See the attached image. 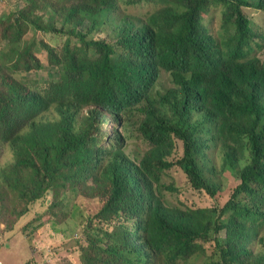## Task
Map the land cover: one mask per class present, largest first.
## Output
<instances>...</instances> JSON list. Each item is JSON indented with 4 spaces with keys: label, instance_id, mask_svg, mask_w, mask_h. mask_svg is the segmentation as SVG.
<instances>
[{
    "label": "trees",
    "instance_id": "1",
    "mask_svg": "<svg viewBox=\"0 0 264 264\" xmlns=\"http://www.w3.org/2000/svg\"><path fill=\"white\" fill-rule=\"evenodd\" d=\"M25 3L0 19V143L12 153L0 164V186L13 196L12 214L85 187L104 205L83 231L81 264H264V52L253 55L244 12L264 11V0ZM146 4L155 10L129 12ZM216 7L214 34L205 16ZM119 10L116 41L91 38ZM46 36L65 38L61 49ZM36 49L48 53L47 87L34 76L45 68ZM87 107L95 109L81 116ZM102 112L117 119L115 135L103 130ZM132 123L149 144L138 161L127 148ZM177 140L183 154L172 160ZM212 147L223 175L240 183L222 208L179 197L173 205V167L216 197L202 161Z\"/></svg>",
    "mask_w": 264,
    "mask_h": 264
},
{
    "label": "rangeland",
    "instance_id": "2",
    "mask_svg": "<svg viewBox=\"0 0 264 264\" xmlns=\"http://www.w3.org/2000/svg\"><path fill=\"white\" fill-rule=\"evenodd\" d=\"M25 4V0H0V19L17 13ZM154 10L153 5L146 4L130 9L129 12L133 15H146ZM217 11H221V8H213L205 16L207 17L206 25L212 33L218 32L221 26L222 15L216 16ZM244 12L251 21L254 39L258 43L253 48V55H262L264 52V11L244 9ZM124 15L123 10L115 11L111 19L112 25L103 28L91 38L105 39L114 43L117 37L113 32V26L121 25V22L125 21ZM35 35L34 33L27 35L26 40L28 42L33 41L32 38ZM46 37L52 46L59 49H61V42L65 40V38H57L55 43L53 36L49 39L48 36ZM37 46L39 44L35 45L34 49ZM40 50H42V46H40ZM34 53L45 65V68L34 74L37 76V86L45 87L47 81L50 82L51 80L49 78V69L51 68L48 69V53L46 51L40 52L37 49L34 50ZM17 74L20 76V71ZM162 77V80L158 78L154 96L158 90L161 91V82L165 81L164 79H167L168 76L162 75ZM94 109L95 107H87L82 111L81 116H86ZM102 115L105 119L104 124L101 125L103 130L108 131L110 136L115 135V131L119 129L116 125L117 119L108 112H102ZM137 126V124L132 123L129 127L128 132L132 136V140L127 148L133 156H136L138 161L148 151L149 144L136 130ZM176 143L174 154L171 156L172 160L181 157L183 154L182 142L177 140ZM11 161L12 153L9 148L0 143V164H10ZM202 161L209 163L208 165L205 163L208 167L207 173L214 181H217L216 184L219 186L216 197L211 198L205 191L193 190L188 184V178L184 171L178 167H173L171 169L173 182L170 179L166 180V185L170 186L172 183L175 185L176 192L169 190L167 194L173 205H177L179 197L185 206H217L222 208L232 193L234 183H240L234 176V180H231L223 175L220 154L213 147L211 150L205 151V157ZM88 184L92 185V182L90 181ZM60 197L53 200L52 194H48L43 200L32 203L28 213L18 217L12 214L13 196L0 186V264H69L71 262L81 264L80 250L81 246L85 244L83 231L92 220H96L104 202L101 198L94 197L91 190L85 187L80 189L77 195L70 194L67 199ZM19 204L21 203L16 202L14 205ZM96 223L99 224V220ZM207 248L211 253L212 247L207 245Z\"/></svg>",
    "mask_w": 264,
    "mask_h": 264
}]
</instances>
